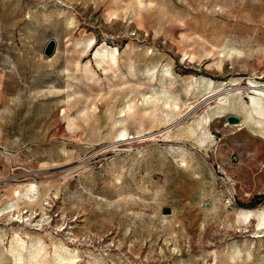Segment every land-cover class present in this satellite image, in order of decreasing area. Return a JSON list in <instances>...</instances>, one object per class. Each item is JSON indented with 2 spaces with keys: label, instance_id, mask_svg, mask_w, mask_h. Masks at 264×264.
<instances>
[{
  "label": "rangeland",
  "instance_id": "374dc122",
  "mask_svg": "<svg viewBox=\"0 0 264 264\" xmlns=\"http://www.w3.org/2000/svg\"><path fill=\"white\" fill-rule=\"evenodd\" d=\"M258 194L264 0H0V264H264Z\"/></svg>",
  "mask_w": 264,
  "mask_h": 264
},
{
  "label": "bare ground",
  "instance_id": "6f19581e",
  "mask_svg": "<svg viewBox=\"0 0 264 264\" xmlns=\"http://www.w3.org/2000/svg\"><path fill=\"white\" fill-rule=\"evenodd\" d=\"M63 1H64V0H63ZM59 2H62V0H59ZM104 51H105V50H104ZM105 55H106V54H102L101 57L99 56V57L101 58V59H100L101 61L104 60ZM108 56H109L108 58H110L112 61L115 59V58H114L115 54H113V51H112V52L109 51ZM153 100H157V102L160 100L161 103H162L161 106H164V105H167V104H168V107L170 108L171 111H174V110H173V107H176V106L179 107V101H178V98H177L176 96H173V95H172L169 91H167V90H154V91L152 92L151 95H149V96L146 97L145 102L153 101ZM157 102H156V104H157ZM253 102L256 103V104L258 103L257 100H254ZM159 103H160V102H159ZM159 103H158V105H159ZM161 106H160V107H161ZM131 107H132V105H131V104H128V109L131 108ZM255 109H256V111H259V110L261 109V106H258V107L255 108ZM170 110L167 111V112L171 113ZM175 110H176V109H175ZM178 111H179V110H178ZM175 112H176V111H175ZM172 113H173V112H172ZM168 118H169V117H168ZM199 126H200V124H199ZM189 130L192 131L193 128H192V127H189ZM120 131H121V135H123V134H124V129H121ZM251 212H252L251 210H248V211L246 212V215L248 216ZM258 221H259L260 224L264 222V210H261V212L258 214Z\"/></svg>",
  "mask_w": 264,
  "mask_h": 264
},
{
  "label": "water",
  "instance_id": "95a60500",
  "mask_svg": "<svg viewBox=\"0 0 264 264\" xmlns=\"http://www.w3.org/2000/svg\"><path fill=\"white\" fill-rule=\"evenodd\" d=\"M54 50H55V40L54 38H50L44 48H43V53L46 55V56H50L54 53ZM227 121L229 123H237L239 122V118L235 115H232V114H229L227 115ZM162 212L163 213H169L170 212V208L169 207H163L162 208Z\"/></svg>",
  "mask_w": 264,
  "mask_h": 264
},
{
  "label": "built area",
  "instance_id": "2783aa9c",
  "mask_svg": "<svg viewBox=\"0 0 264 264\" xmlns=\"http://www.w3.org/2000/svg\"><path fill=\"white\" fill-rule=\"evenodd\" d=\"M217 178L220 182L226 183V177L224 175H222L221 173H219L217 175Z\"/></svg>",
  "mask_w": 264,
  "mask_h": 264
},
{
  "label": "trees",
  "instance_id": "16d2710c",
  "mask_svg": "<svg viewBox=\"0 0 264 264\" xmlns=\"http://www.w3.org/2000/svg\"><path fill=\"white\" fill-rule=\"evenodd\" d=\"M264 197V195L263 194H258V195H255V197L254 198H263Z\"/></svg>",
  "mask_w": 264,
  "mask_h": 264
}]
</instances>
